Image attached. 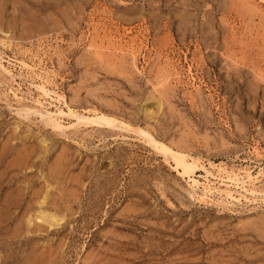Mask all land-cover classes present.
<instances>
[{"label": "rangeland", "instance_id": "rangeland-1", "mask_svg": "<svg viewBox=\"0 0 264 264\" xmlns=\"http://www.w3.org/2000/svg\"><path fill=\"white\" fill-rule=\"evenodd\" d=\"M263 227L264 1L0 0V264H264Z\"/></svg>", "mask_w": 264, "mask_h": 264}, {"label": "bare ground", "instance_id": "bare-ground-1", "mask_svg": "<svg viewBox=\"0 0 264 264\" xmlns=\"http://www.w3.org/2000/svg\"><path fill=\"white\" fill-rule=\"evenodd\" d=\"M264 1V0H262ZM25 65V64H24ZM164 81V80H163ZM40 89L45 93V94H48V91L43 87V86H40ZM161 101V100H160ZM158 102V101H157ZM159 106V105H158ZM161 109V108H160ZM146 111V110H145ZM149 111V110H148ZM70 112V111H69ZM154 112V111H153ZM147 113V112H145ZM152 113V112H151ZM153 114V113H152ZM154 115V114H153ZM152 115V117H153ZM77 116V115H76ZM78 119H81V120H85L87 123H94V124H100V125H104V126H114L116 125L117 123V119H115V116H111L109 114H106V113H103V112H94L93 114V117H89V116H84V115H80V116H77ZM119 124L123 125L124 127H126L127 125L124 124L123 122L119 121L118 122ZM51 125L53 127H56V128H60L61 125L60 123L56 122L54 119L51 121ZM88 125V124H87ZM48 126V125H47ZM55 129V128H54ZM137 132V130H135ZM138 132L142 133V135L145 137V142H147L148 144H150L153 148H155V150H157L158 152H160L161 154H163L164 158L166 160H172L173 162V168L177 171V173H179L180 175H182L183 177H187L188 179H191V181L193 182V184L195 185H198V181L197 180H194L191 178V175L194 173V169H196L197 167V163H196V160L195 159H188L187 155L180 152V150L176 151V150H173L172 148H170L169 146H167L165 143L161 142V141H158L157 139L153 138L152 135H150L148 132H145V131H140V129L138 130ZM139 134V133H138ZM22 139V138H21ZM29 142V141H28ZM25 147V146H24ZM23 147V149H24ZM28 148V147H26ZM34 148V147H33ZM19 149V148H18ZM14 150V149H12ZM29 151V149H26ZM25 150V151H26ZM47 150V148H46ZM48 151V150H47ZM33 152V151H31ZM20 153H22L20 151ZM24 153V152H23ZM22 153V154H23ZM25 153H29V152H25ZM41 153V152H39ZM43 153V152H42ZM66 153V152H65ZM32 154V153H31ZM30 154V155H31ZM21 155V154H19ZM45 155V153H44ZM25 156V155H24ZM28 156V154H27ZM20 157V156H19ZM66 157V156H65ZM64 157V158H65ZM23 158V157H22ZM29 158V157H28ZM62 158V157H61ZM16 160V159H15ZM21 160V159H20ZM23 160V159H22ZM27 160V159H25ZM57 160V159H56ZM10 161V160H9ZM17 161V160H16ZM21 162V161H20ZM26 162V161H25ZM14 163V162H13ZM12 163V164H13ZM23 163V162H22ZM21 163V164H22ZM66 163V162H65ZM10 165V166H13V165ZM19 163H17L18 165ZM61 165V164H60ZM212 166V165H211ZM57 167V166H56ZM52 169V168H51ZM61 169V168H60ZM220 170V169H218ZM226 170V169H225ZM244 171V170H243ZM205 174H206V178L207 177H213V178H216V179H219L220 182H228L229 184H232V185H235L236 187H241L242 189H244V185L247 183H249L248 181H253L257 178H255L250 172H245V176H240L239 173H227L226 176H224L225 178L223 179V177H216V175H214L213 173H211L210 171H208L207 169H205ZM220 172V171H219ZM227 172V171H226ZM259 172V171H258ZM13 173V172H12ZM61 173V172H60ZM221 173V172H220ZM62 174V173H61ZM57 176V175H56ZM59 176V175H58ZM61 176V175H60ZM9 179V178H8ZM247 179V180H246ZM59 180V179H58ZM23 181V180H22ZM204 188H210V187H207L205 186ZM41 189V188H40ZM38 190V189H37ZM40 191V190H38ZM41 191H43L41 189ZM37 192V191H36ZM37 195V194H36ZM40 196V195H39ZM45 198L46 196H44L43 198V201H42V204L45 202ZM16 200V199H15ZM14 204V203H12ZM11 205V204H10ZM52 207V206H51ZM36 214V213H35ZM55 215V214H54ZM52 214H46V213H43L41 212L40 213V218L41 220L44 222V223H47V224H50V226L52 225L51 223H58L59 220L61 219H58L56 216H54ZM35 216V215H34ZM62 218V217H61ZM34 220V219H33ZM258 225V224H257ZM263 226V225H261ZM255 228V227H254ZM264 228V227H263ZM253 240V239H252ZM262 246V245H261ZM250 247V246H249ZM261 249V248H260ZM222 253V252H221ZM225 253V252H224ZM223 254V253H222ZM236 255V254H235ZM247 255V254H246ZM243 256V255H242ZM250 256V255H249ZM263 256V255H261ZM255 257V256H254ZM260 257V256H258ZM256 258V257H255ZM255 258H251L249 259L248 257H242V260L245 262V263H250L252 262V259H255ZM262 259V258H260ZM261 261V260H260ZM223 262V261H222ZM247 263V264H248Z\"/></svg>", "mask_w": 264, "mask_h": 264}]
</instances>
